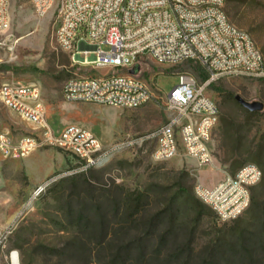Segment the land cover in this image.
<instances>
[{
	"label": "rangeland",
	"instance_id": "374dc122",
	"mask_svg": "<svg viewBox=\"0 0 264 264\" xmlns=\"http://www.w3.org/2000/svg\"><path fill=\"white\" fill-rule=\"evenodd\" d=\"M225 12L234 26L251 35L264 57V0H227ZM56 18L57 1L38 17L31 0H10V26L0 33V90L4 85L39 87L47 122L57 134L78 125L106 147L145 136L165 124L163 103L179 75L202 82L205 72L198 63L171 66L144 60L138 78L153 94L146 107L67 103L65 83L86 73L72 68L69 55L53 41ZM85 71L94 77L121 73ZM207 95L221 111L209 167L199 168L182 153L154 162L145 145L117 152L87 174L78 172L76 158L56 148L34 152L26 165L0 156V229L11 230L0 264H10L11 252L18 253L20 264H264V216L259 211L264 209V110L249 113L235 100L239 96L264 105V80L222 79ZM27 127L0 102V131L19 138L29 135ZM248 165L263 173L251 191L249 208L236 220L219 224L204 205L205 216L196 222L194 202L201 201L195 188H212ZM47 182L45 192L33 198L35 189ZM156 217L157 224L148 230L146 225ZM143 235L148 236L145 259L138 248ZM162 237L165 244L157 258ZM242 237L251 239L245 252L239 245ZM187 243L193 256L169 263L173 251Z\"/></svg>",
	"mask_w": 264,
	"mask_h": 264
},
{
	"label": "built area",
	"instance_id": "2783aa9c",
	"mask_svg": "<svg viewBox=\"0 0 264 264\" xmlns=\"http://www.w3.org/2000/svg\"><path fill=\"white\" fill-rule=\"evenodd\" d=\"M57 1L52 39L67 53L72 68L83 72L112 70L121 73L70 78L62 96L67 103H82L123 110H138L153 100L148 86L131 71L141 61L157 65L198 63L207 80L197 82L189 74L178 76V85L165 98L166 122L136 139H124L106 147L98 137L78 125L59 134L48 124L41 90L35 85H4V108L32 126L33 133L19 138L0 131V156L23 161L44 148H56L76 158L78 172L87 174L103 166L117 152L150 147L154 162L181 153L199 168L213 164L212 133L220 121L218 105L207 95L222 79L264 80V57L251 35L234 26L226 12L227 0H31L38 17ZM10 26V0H0V33ZM107 47V51H103ZM257 166L244 167L235 177H225L212 188L198 185L195 193L219 224L236 220L250 206L251 191L262 180ZM47 182L32 194L37 198ZM10 229H0V250ZM19 263L17 252L10 253ZM20 264V263H19Z\"/></svg>",
	"mask_w": 264,
	"mask_h": 264
},
{
	"label": "trees",
	"instance_id": "16d2710c",
	"mask_svg": "<svg viewBox=\"0 0 264 264\" xmlns=\"http://www.w3.org/2000/svg\"><path fill=\"white\" fill-rule=\"evenodd\" d=\"M201 80H202V82H204V81H206L207 80V76L204 74V75H201ZM194 205H195V209H196V214H197V220H196V222H199V221H201V219L205 216V213H204V205H202L201 203H199L198 201H195L194 202ZM255 205V204H254ZM259 208H260V206L259 205H257L256 204V209L257 210H259ZM260 212H261V217H262V215L264 216V209H263V211H261V210H259ZM158 220H159V217H156V218H153V219H151L150 221H149V224H147L146 225V228L148 227V230H152V228H153V226L155 225V224H157V222H158ZM147 235H143V237H142V239H141V241H140V243H138V245H139V250H140V254L142 255V257L145 259L146 258V253H145V249H144V246H143V244H144V242H145V240H147ZM240 241H239V245H240V248H241V251H243V252H245V251H247V245H250V243H251V239H248V240H246L245 238H240L239 239ZM164 244H165V238L164 237H162L161 239H160V241H159V243H158V246H157V250L158 251H156V253H155V255L154 256H156L157 258H159V256L161 255V249L164 247ZM209 254H211V253H209ZM186 255L188 256V257H191V256H193V253H192V251L189 249V245H188V243L184 246V248L181 250V249H178V250H174L173 251V253H172V255L170 256V261H169V263H171V262H175V263H177L176 261L177 260H179V259H183L182 257H186ZM177 264H184L183 262L182 263H177ZM186 264V263H185Z\"/></svg>",
	"mask_w": 264,
	"mask_h": 264
},
{
	"label": "water",
	"instance_id": "95a60500",
	"mask_svg": "<svg viewBox=\"0 0 264 264\" xmlns=\"http://www.w3.org/2000/svg\"><path fill=\"white\" fill-rule=\"evenodd\" d=\"M140 71H141L140 65H136L131 71H129V74L131 76H137L139 75ZM235 100L237 101L239 105H241L249 113H259L264 110V105L260 102L249 103V102L244 101L239 96H236Z\"/></svg>",
	"mask_w": 264,
	"mask_h": 264
},
{
	"label": "crops",
	"instance_id": "0c3cea01",
	"mask_svg": "<svg viewBox=\"0 0 264 264\" xmlns=\"http://www.w3.org/2000/svg\"><path fill=\"white\" fill-rule=\"evenodd\" d=\"M86 75H92V73H87L85 72ZM81 76H85V75H81ZM27 131H28V134H32L33 133V128L30 126V127H27ZM24 162V165H26L28 162H27V159L23 161Z\"/></svg>",
	"mask_w": 264,
	"mask_h": 264
},
{
	"label": "bare ground",
	"instance_id": "6f19581e",
	"mask_svg": "<svg viewBox=\"0 0 264 264\" xmlns=\"http://www.w3.org/2000/svg\"><path fill=\"white\" fill-rule=\"evenodd\" d=\"M11 264H19L17 259H16V255L15 254L12 257Z\"/></svg>",
	"mask_w": 264,
	"mask_h": 264
}]
</instances>
